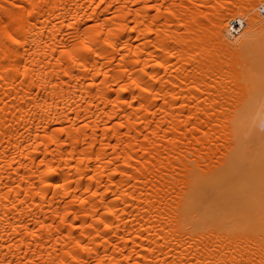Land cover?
<instances>
[{"label":"bare ground","instance_id":"bare-ground-1","mask_svg":"<svg viewBox=\"0 0 264 264\" xmlns=\"http://www.w3.org/2000/svg\"><path fill=\"white\" fill-rule=\"evenodd\" d=\"M0 264H264V0H0Z\"/></svg>","mask_w":264,"mask_h":264}]
</instances>
